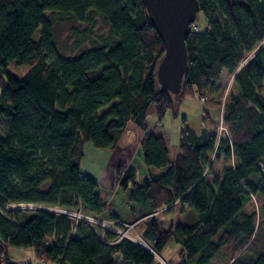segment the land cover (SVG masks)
Returning a JSON list of instances; mask_svg holds the SVG:
<instances>
[{
    "label": "trees",
    "instance_id": "16d2710c",
    "mask_svg": "<svg viewBox=\"0 0 264 264\" xmlns=\"http://www.w3.org/2000/svg\"><path fill=\"white\" fill-rule=\"evenodd\" d=\"M199 4L206 23L189 28L188 68L174 94L158 82L165 45L142 0H0V264H17L10 247H33L38 258L60 264H157L151 250L117 241L98 222L9 210L39 203L119 220L81 161L89 142L118 147L129 122L145 131L140 153L150 172L140 180L135 165L119 164L116 178L130 190L131 211L152 215L142 234L151 248L161 254L174 238L180 248L168 264H264V0ZM57 22L82 25L70 29L77 55L59 50ZM10 63L29 68L17 76ZM226 72L234 79L222 137L210 108L222 105L214 83ZM194 98L204 103L203 127L197 132L180 117V152L171 158L165 135L145 122L147 110L154 103L161 124ZM175 201L186 206L184 217L165 229L153 215Z\"/></svg>",
    "mask_w": 264,
    "mask_h": 264
},
{
    "label": "rangeland",
    "instance_id": "374dc122",
    "mask_svg": "<svg viewBox=\"0 0 264 264\" xmlns=\"http://www.w3.org/2000/svg\"><path fill=\"white\" fill-rule=\"evenodd\" d=\"M233 1H243V0H233ZM197 19L199 21V24L201 25L200 28H203L205 26V23H206V18H205V14L202 10H199L198 15H197ZM73 25L82 27V25L77 24V23L75 24L72 22H66V23L57 22L55 24V39H56L57 46H58L59 50L61 51V53L64 55H67V56H75L80 51V49L77 48L76 46H74V43H73L74 37L72 36L71 30H70ZM98 25L100 26V30H98V31H104L105 30L104 25L101 22H99ZM261 44H263V43H261ZM258 48L259 47H257L255 50H257ZM252 54L253 53H250L246 57V59H249L250 57H252L253 56ZM28 68H29L28 65H25V64L17 65L15 63H10L8 66V70L17 76H21V75L25 74L26 71L28 70ZM233 79H234V74L226 72L223 75L222 80L219 83H214L215 89L217 90L216 94H215V95H217L216 98L219 101H222V105H220V107H217V110L214 108H210V110H211V113L213 114V117L215 118V120L217 121V124H218L217 133L219 136H222V137H228V135H229L227 128L225 127V125L223 123V116L222 115H223V102L225 100V96H226L228 90L231 88V86L233 84ZM263 87H264V83H263ZM0 91H1V88H0ZM153 106H154V103H152L150 105V108H149L147 115L145 117V122L150 127H152L156 131V133H159V134L162 133L165 135L167 145L170 149V157L173 158L180 152V149L178 147L179 131H180V117L186 116L191 127L193 129H195L197 132H200L202 127H203V122H202V118L204 116L203 100H201V99L199 100L198 98L187 99L179 107V110H178L179 116L178 117H175L173 115V111L171 110L166 114V116H165V118L161 124L158 122L157 114L155 113V111H154L155 108L153 109ZM138 142H139V137H138ZM140 145H141V141L139 142V147H140ZM132 149H133L134 157H135V155H137V157H139L141 155L140 151L138 150V143H133ZM212 158L214 159V155L212 156ZM215 163L216 164H214V166H215L214 170H215L216 175H219L222 172L223 166H224L223 156H221L219 161L215 162ZM153 169L158 170L159 173H162L165 171V168H161V169L153 168ZM140 173H142V172H140ZM138 174H139V172H138ZM139 176H140V174H139ZM147 177H145V178H147ZM140 180H143V179H140ZM129 191L130 190H128L127 192H129ZM120 192L126 194L125 190L123 188H121ZM254 200H255V197H254ZM255 202H256V200H255ZM177 205L178 206L174 205V207H172L171 210L166 207V209L160 210L158 212V214L156 215V217L159 219L160 223H162L161 226L163 228L167 229L171 225H178V224H176L178 222V220H182V215L181 216L178 215V213L180 212V208H179L180 206H179V204H177ZM257 206H258V204L256 205V207ZM16 207H20L22 210H26V211H30V212L36 211L39 209H43V210H52L53 208L56 209V207H53L50 205H45V204H39V203H21V204H17ZM9 210H14V209H11V207H10ZM259 210H260L261 224H262V227L264 228V212L261 210V204H259ZM92 217L93 216L91 214H84V220L87 222H90L91 220H93ZM99 223L102 224L105 228H107L109 230H112V229L114 230V228L117 227L114 222H111L108 220L107 221H101L100 220ZM118 228L120 230H123V231H119L117 233L118 236H120L122 238H131L135 243H138L144 247H147L149 250H151L153 253H155L156 259H157V264H168L167 261L169 259L173 258L180 248V245L175 241L174 238H172L170 240V242L168 243V245L161 252V254H158L151 248V246L142 237L132 234V233H134V232H131L133 226L130 227L129 231L127 230L126 233H123V232L127 227L122 228V226L119 225Z\"/></svg>",
    "mask_w": 264,
    "mask_h": 264
},
{
    "label": "crops",
    "instance_id": "0c3cea01",
    "mask_svg": "<svg viewBox=\"0 0 264 264\" xmlns=\"http://www.w3.org/2000/svg\"><path fill=\"white\" fill-rule=\"evenodd\" d=\"M154 108L155 104L153 106V109ZM128 126L131 129V133L126 134L125 130V132L121 136L118 147L114 149H102L96 147L91 142L87 143L86 153L81 161V171L83 174H86L97 181V183L99 184V188L105 198V207L107 209H114L120 217V219L117 221H108L114 222L117 227H119L118 224H121L122 228L133 224L131 232L134 233L132 234L142 237L144 226L148 218L152 217V215L140 216L138 212L131 211V208L135 206V203L129 198L130 191L127 192L129 189L126 190V194L120 192L122 187L119 185L116 178V170L119 164L135 165L140 174V179H144L145 177H147L150 172V170L144 164L142 156L140 155L139 157H137V155H135L134 157L132 149L133 143H138V150L140 151L139 142L141 141L145 131L132 122H129L127 127ZM151 171L159 173L158 170L152 169ZM177 204H179L180 206V212L178 213V215H182L183 219L184 213L182 212V208H186V206H182L179 201H175L170 205H166L161 210L166 209V207L171 210L174 205L178 206ZM159 211L155 212L153 216L156 217ZM99 214L100 213H92L91 215L102 221H107L100 218L101 216ZM181 221L182 220H178L176 224H179ZM9 252L12 255V260L17 264H60L58 261H49L38 258L35 255L33 247H10ZM221 256L222 254H219L216 258H214V261L219 260Z\"/></svg>",
    "mask_w": 264,
    "mask_h": 264
},
{
    "label": "water",
    "instance_id": "95a60500",
    "mask_svg": "<svg viewBox=\"0 0 264 264\" xmlns=\"http://www.w3.org/2000/svg\"><path fill=\"white\" fill-rule=\"evenodd\" d=\"M152 27L165 45V53L157 68L161 86L174 94L182 87L188 68L186 38L191 23L197 19L199 0H142Z\"/></svg>",
    "mask_w": 264,
    "mask_h": 264
},
{
    "label": "built area",
    "instance_id": "2783aa9c",
    "mask_svg": "<svg viewBox=\"0 0 264 264\" xmlns=\"http://www.w3.org/2000/svg\"><path fill=\"white\" fill-rule=\"evenodd\" d=\"M201 27V25L199 24V23H197V21L195 20L194 22H192L191 23V26H190V28L191 29H194V30H199V29H201L200 28ZM129 133H131V129L129 128V126L128 127H126V134H129ZM145 133V132H144ZM144 136V135H143ZM143 138V137H142ZM141 141H142V139H141ZM261 164V166H262V168L264 169V164L261 162L260 163ZM17 204H21V203H10L9 204V208L11 207V209H16V208H19V209H21L20 207H16V205ZM81 206H83V204H81ZM53 207H56V209L55 208H53L52 210H54V211H59V212H61V213H63V214H67V215H73V216H75L76 217V221H75V224H77L78 223V221L79 220H84V214L81 212V211H70V210H67V209H64V208H60V207H58V206H53ZM92 219L93 220H91L89 223H93V222H100V219H98V218H95V217H92ZM102 221V220H101ZM133 226V224L132 225H129V226H126L127 228L124 230V232L123 233H126L127 232V230L129 231V229H130V227H132ZM113 230V229H112ZM113 231H115V232H119V231H123V230H120L118 227H116V228H114V230ZM120 239H122V237H118L117 238V241L118 240H120ZM131 239V238H130ZM24 264H29V263H24Z\"/></svg>",
    "mask_w": 264,
    "mask_h": 264
}]
</instances>
